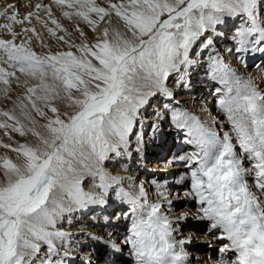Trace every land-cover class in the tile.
I'll use <instances>...</instances> for the list:
<instances>
[{
  "label": "snow or ice",
  "instance_id": "snow-or-ice-1",
  "mask_svg": "<svg viewBox=\"0 0 264 264\" xmlns=\"http://www.w3.org/2000/svg\"><path fill=\"white\" fill-rule=\"evenodd\" d=\"M53 2L64 17L82 20L99 35L89 44L77 26L81 43L58 36L57 30H67L51 4L36 3L22 18L13 4L0 9L7 21L0 31L11 36L0 37V99L13 105L0 108V129L9 139L12 132L35 138L14 147L0 140L16 153L15 159L0 156V264H65L69 251L61 249L72 233L58 225L77 208L106 203L109 190L128 206L120 218L127 222L122 243L131 264H191L197 258L188 247L198 237L184 236L189 220L205 223L204 234L221 242L217 264H264V196L248 183L251 178L264 193V92L215 48L229 35L218 28L233 24L237 52L264 54V0H106L107 7L96 0ZM33 19L69 50L52 52ZM34 38L49 51L36 52ZM202 49L212 50L207 75L223 86L215 89L223 119L206 104L201 112L210 124L189 109L165 106L183 144L194 150L166 162L185 165L174 181L182 194L153 180L156 198L150 199L144 181L113 175L104 161L110 153L131 155L129 134L141 110L158 95L174 96L170 78L186 87ZM13 84L24 89L14 100ZM141 143L142 137L138 153ZM181 203L195 211L175 212ZM104 243L122 252L114 241ZM83 264L96 261L88 255Z\"/></svg>",
  "mask_w": 264,
  "mask_h": 264
},
{
  "label": "bare ground",
  "instance_id": "bare-ground-1",
  "mask_svg": "<svg viewBox=\"0 0 264 264\" xmlns=\"http://www.w3.org/2000/svg\"><path fill=\"white\" fill-rule=\"evenodd\" d=\"M96 2L101 6H105L100 3L101 1L98 2L96 0ZM36 3L52 5L53 14L63 25V28L67 30V33L57 30V35H63L65 39H71V37L73 39L70 29L77 26L82 27L84 23L75 17L71 20L64 17L61 9L54 4L53 0H0V9H4L8 4H13L18 9L20 18H22L28 12L36 10ZM40 14L47 19L43 11ZM6 22L4 18L0 17V23ZM113 23H117L115 17H113ZM32 24L36 26L38 32L42 33L44 44L47 42H49L48 44L52 43L51 39L55 38L54 36L50 35L35 19L32 20ZM49 24L51 26L50 21ZM25 26H27V23ZM14 27L17 32H21V25L17 24ZM218 31L229 34L228 38L218 40L215 45L216 50L224 62L236 69L238 74L245 78L248 76L253 77L258 89L264 92V78L258 75V69L264 67V54L252 52L244 54L237 52L235 50L236 44L230 38V34L235 31L233 24H229L227 29L224 26H220ZM68 33L71 35H68ZM49 36L51 37L50 41L48 40ZM0 37L11 39L10 34L6 31H0ZM21 38L18 37L17 42ZM73 40L75 41V39ZM32 47L37 52L45 53L49 49L48 47H41V42L35 38L32 41ZM52 47L50 46V49ZM212 54L215 55V52L213 51ZM208 56L199 55L195 57L201 63L188 69L185 77L188 82L186 87L181 86V84L171 79L169 81V87L173 89L174 96L169 98L158 95L152 98V104L150 106H145L141 110V119L139 121L144 124V134L142 132L136 135V138L130 137L131 147L129 151L131 155L116 156L110 153L111 159L104 161V167L112 172L113 175L131 176L135 178L137 183L144 181L145 187L149 191L150 199L156 198V188L151 184L153 180L161 184H166L173 194H182L183 186L174 185V181L179 179L180 175L187 171V169L183 163L170 165L166 162L174 156H183L186 152L194 150L192 146L183 144L182 134L177 133V130L172 126L170 112L165 106L172 105L173 107L178 106L189 109L210 124V119L205 113L201 112V105L206 104L211 110L212 116H218L220 119H223L222 114L218 113L215 106L217 100L215 89L217 87L222 88L223 86L211 80L207 75ZM23 91L24 89L22 87L13 84V92L11 93L13 100L17 95H22ZM208 91L210 93L208 96H205ZM12 107L11 101L0 99V108L7 110ZM157 112L161 115L157 116ZM154 124L157 125L155 133L153 132ZM212 127L217 126L212 125ZM11 137L9 139V136L5 135L4 129H0V140L3 143L14 146L19 142L18 137L12 135ZM137 137H142V151L140 153L136 151ZM23 140L24 142H34L35 138L28 135L23 137ZM9 152H11L10 149ZM15 157L13 155L14 159ZM249 166L246 162L245 167ZM248 183L252 191L258 196H264V193H261L254 186L251 178H248ZM124 187H128L127 181L124 183ZM96 190L101 191L99 188ZM105 198L106 203L90 204L87 207L77 208L71 214H66L64 219L61 220L58 227L63 231L72 233L70 243L64 245L61 249V251L65 249L69 251V255L64 258L65 264H83L84 258L88 255L91 256L92 260L96 261V264H131V259L127 255L128 248L122 243L127 222L120 218L128 210V206L122 203L112 190L106 193ZM188 208L195 211L194 205L189 204L186 206L183 203L177 209H174V211L178 212L187 210ZM205 229V223H198L191 220L182 225L184 236L198 237L188 247V251L197 258L192 260L191 264H217L218 249L221 242L216 240L211 234L205 235ZM94 237H100L102 239L97 240ZM108 240L114 241L122 249V252L116 251L110 245L104 243V241ZM205 241H211L212 246L209 247V244Z\"/></svg>",
  "mask_w": 264,
  "mask_h": 264
},
{
  "label": "rangeland",
  "instance_id": "rangeland-1",
  "mask_svg": "<svg viewBox=\"0 0 264 264\" xmlns=\"http://www.w3.org/2000/svg\"><path fill=\"white\" fill-rule=\"evenodd\" d=\"M98 2H100L101 4H103V5H105L106 7H107V2H106V0H97ZM112 2H116V0H112ZM105 3V4H104ZM93 18H95V17H93ZM76 24H77V22H76ZM79 28H81V29H83V31H84V33H85V36H86V38H87V42L89 43V44H93V43H95V38L99 35V32L97 31V32H94L93 30H92V28L91 27H89L85 22L83 23V25H82V27H79ZM70 32H71V34L73 35V39H75V41L72 39V37H71V39H65L66 41H68L69 43L71 42V44H79V43H81L82 41H83V39L84 38H82L81 36H80V33H79V31H77V27H73V28H71L70 29ZM50 39H51V37L49 36L48 37V40L50 41ZM51 42L52 43H50V44H48L49 42H47L46 44L47 45H49V46H53L52 47V49H51V51L52 52H56V51H68L69 50V47H68V45L67 44H64L63 42H58L57 40H56V38H52L51 39ZM71 50L75 53V52H77V49L76 48H71ZM49 51V49L46 51V52H48ZM210 51H212V50H210V49H202L201 50V54L200 55H203V56H208L209 55V52ZM37 52V51H36ZM38 53H40V52H38ZM193 58H195V57H193ZM255 59H257V58H255ZM264 67H262V69H263ZM258 75L260 76L261 75V78H264V75L263 74H261V68L260 69H258ZM170 80H171V78H170ZM210 92L208 91L206 94H205V96H208V94H209ZM206 98V97H205ZM152 104V103H151ZM63 110V109H62ZM49 115H51V113H49ZM40 122L41 123H43L44 121L43 120H40ZM139 123H141V124H139ZM144 128V124H143V122H140V121H138L135 125H134V127H133V131L130 133V137L131 138H136V135H139V134H141L142 132H143V129ZM143 134H144V132H143ZM11 135L12 136H15V137H18L17 139L19 140V143H24V140H23V137H25V136H20V134L19 133H16V132H12L11 133ZM22 138V139H21ZM138 138V137H137ZM14 145V144H13ZM16 145V144H15ZM14 145V146H15ZM175 145H176V143H175ZM13 146V147H14ZM173 147H174V145H173ZM2 148V149H1ZM0 148V154H2V155H0V156H3V155H8L9 156V153H10V157L12 156V158H13V155L14 156H16V153L15 152H13V151H11V152H9V149L7 150L6 148H3V147H1ZM4 149V150H3ZM11 150V149H10ZM3 151V152H2ZM14 159V158H13ZM216 250V249H215Z\"/></svg>",
  "mask_w": 264,
  "mask_h": 264
}]
</instances>
